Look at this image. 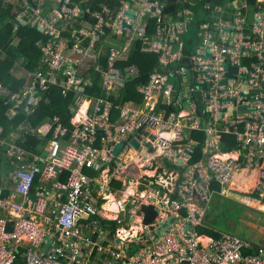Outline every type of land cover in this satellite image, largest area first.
I'll use <instances>...</instances> for the list:
<instances>
[{
  "label": "built area",
  "instance_id": "2783aa9c",
  "mask_svg": "<svg viewBox=\"0 0 264 264\" xmlns=\"http://www.w3.org/2000/svg\"><path fill=\"white\" fill-rule=\"evenodd\" d=\"M62 1L64 4L61 5V0H56L54 6L47 9L42 4L35 7L36 3L26 6L23 0L19 6L21 10L17 11L19 20L38 27L45 38L37 43L40 50L38 66L34 70L24 67L26 73L18 79L22 83L18 91L0 85L7 90V95L0 96H5L11 106L8 116L12 118L20 109L24 112L33 110L31 107L36 108L44 94L55 89L65 99L75 94L73 104L78 107L73 112L70 126H65L57 115L45 120L41 131L50 135L46 156H30L14 144L7 149L11 163L17 167V179L12 194L2 202L7 210L4 216L0 215V264H93L101 261L95 254L101 240L89 237L91 248H87L85 229L92 224V233L96 234L101 207L108 199L105 196L115 194L114 203L121 207L126 201L124 197H116L119 190L112 184L114 179L121 180L117 178L119 171L113 165V155L106 147L113 139L98 141V131L102 127L109 133L114 126L104 112L103 94L106 88L111 89L113 84L119 83L116 63L126 58L132 43L136 40L149 42L147 25L142 17L150 7L136 5L137 0H133L135 6L132 9L137 11V16L131 21L123 15V11L129 9L128 5L117 13L103 6L102 10L87 16L88 10L83 13L78 6L70 7L69 0ZM24 7L33 8L26 10ZM123 19L132 22L131 29L122 27ZM229 23L218 16L213 25L221 27ZM232 27L239 28L237 25ZM124 31H127L126 40L117 39L116 35H122ZM254 34L251 44L243 42L234 49L229 47L236 45L233 42L217 43L211 31L205 34V45L191 57L190 69L199 85L188 99L195 100L193 94L200 90L202 97L201 100L196 97L195 105L208 117V132L218 133V137L221 134L235 136L239 150H243L248 159L264 162L263 28L256 29ZM167 41H178L177 49L173 51L169 43L158 49V65L182 57L183 43L179 38L172 33ZM202 50L210 58L201 57ZM246 51L249 54L254 51V61L240 67L237 78H226L227 69L223 67L226 55H231L230 64L233 65L239 63L241 55H248ZM91 69L100 75V82L90 95L83 97L80 85L89 76L87 70ZM153 86L169 85L166 78L158 77ZM85 103L87 106L82 109L81 105ZM105 107L108 110L112 104L106 102ZM243 107L246 110L242 112ZM77 111L81 115L75 120ZM154 144L160 153L169 145L160 138H155ZM209 149L204 151L209 153ZM118 165H121L120 160ZM208 166L224 184L215 157L209 159ZM232 166V162L221 165L227 173L226 178ZM33 185H36L38 195L34 202L29 198ZM19 194L24 196L23 200ZM166 207L178 215V202ZM93 217L98 218L95 223L90 221ZM186 219H190V229L170 226L163 235L143 240L147 246L140 247L142 252L131 253L129 247H125L121 252H113V256L108 254L107 263L264 264L263 246L227 232H221L219 237H202L197 230L200 220L194 216ZM9 221L12 230H8ZM117 236L123 241L128 235L119 229Z\"/></svg>",
  "mask_w": 264,
  "mask_h": 264
},
{
  "label": "clouds",
  "instance_id": "9594fccd",
  "mask_svg": "<svg viewBox=\"0 0 264 264\" xmlns=\"http://www.w3.org/2000/svg\"><path fill=\"white\" fill-rule=\"evenodd\" d=\"M2 1L5 4L12 0ZM158 3H150L153 5L150 6V10L145 12V15L142 17L143 20L147 15H149V13L153 12L152 8H155L154 11H158V25L161 27L160 30L166 37L164 45L166 43H169L167 40L169 36L173 33L183 43L184 47V40L181 39L180 34L186 29L187 23L191 19L187 18V21L172 20L171 18H168L166 15L163 14L165 5H163L162 9H160V4L162 5V3ZM16 4L18 5V7L20 6V2L18 0H16ZM62 4H64V1L61 0V5ZM131 5L132 4L130 3L129 9L133 10ZM143 5L144 4H142V6ZM72 6L74 5L71 4L70 7ZM141 8L144 9L145 7ZM257 9V11L251 12V16L253 15L255 19L254 26L246 22V15L245 17L243 15H236L233 17L229 16L227 17L228 19H230L229 24L237 25L239 28L235 29L232 26L230 27L229 25L225 24L226 26H228L226 27L228 28V31H226L225 29L210 30L212 32V35L215 38L220 39L222 42L229 38L232 39V42L236 45L229 46L231 49L236 48L237 45H241L243 42H248L251 44V40L255 36L254 31L258 28H263L264 30V7L262 5H259ZM133 11H135V14L137 16V11ZM136 16L133 20L136 19ZM130 23L132 24V22ZM177 23L178 25H176ZM179 24H181V28H183L182 25H185V27L182 30H178ZM242 30L244 32H251L253 33V35L250 38L241 37L239 33ZM221 33L225 34L224 40L220 38ZM136 41H141L144 43V45H147L149 43L144 42L143 40ZM169 44L173 46L174 51L177 49L178 41L170 42ZM132 47L133 46H131L129 54L127 53L126 58L116 63L115 68L118 69V72L120 70L123 71L122 75L119 72V83L113 84V88L111 89L106 88V91L103 94V108L104 112L108 114V118L110 119V116L112 115V112H114V110L118 111L120 114L115 122L111 121L114 126L111 127L109 133H107L104 128H100V130L104 134L99 135L100 130L98 131V141H100L101 138H111L113 139L112 145L116 146L117 144H123V148L122 150H120L119 155L117 156V160L114 159L115 155L112 153V150L114 149L112 148V145L107 143L106 146L107 149L110 150L113 155V165L116 166L119 171V173L117 174V178H120L121 180L114 179L113 182L111 181L112 184H114L115 188L119 190V193L123 190V183L131 181L130 176L138 177L141 175L144 176V174H146L151 178V182L153 185L151 187L152 190L160 194L159 200L158 198L153 197L149 199V201H156L157 203L158 201H162L165 207L167 205H171L173 202H178L180 204V207L176 210L177 212H179L177 216L175 215V213L170 212L166 207L168 213L167 218H170V222L168 223V225L166 224L167 226L164 229V232L160 234L159 227L162 223L158 225L154 222L158 219L147 222V214L143 209L138 210V216L136 217L134 214L135 211L133 208V203H131V205H127V212L121 213V215L119 214L116 207L107 210L101 207L100 205V207L105 213L104 215L107 217L100 216L99 224L101 225L98 226V230L95 234V237H100L101 245L105 247L106 250L107 248H109V251H107V255L109 254L113 256V252H121V249L125 247H129V252L136 253L140 249L136 251L135 247L141 244L143 240H149L150 238H152V236L159 237L160 235H163L164 233H166L170 226L172 228H181L183 226L184 230L190 229V219H186L185 221V216L182 214L183 211H188V215L186 216L187 218L189 216H194L196 219L200 220V224H198L197 230L202 235V237L215 236L213 235V233L210 234L209 232H206V230H199V227L204 226V229H207L208 231L219 232L216 229L209 227L205 223V218L209 213L211 198L214 196L226 198L233 190L232 188H230L231 180L233 177L226 178L227 173L225 170H222L221 167V165L224 163L232 162L234 164V167L232 166L233 169H231L232 171H230L231 173H237V170L239 169V166L243 163V160L245 161V163H243V168H247L249 171H252V169L259 170L256 182L257 190L254 191V194L240 193L242 197L238 200H242L246 207L248 204H250L249 201L252 200L254 201V203H258V205H253L254 208L258 207L260 211L264 212V208H261L264 207V162L251 160V157L248 159L243 152L241 153L239 151V147L237 150H233L232 152H230V154L233 155V158L229 160H223L215 155L216 151H222L220 148L216 151H212L209 153L208 151H204V149L207 150L210 148V146L213 145L212 141H214L215 139L208 132V129L210 127L208 124V117L204 116L202 114L203 110H201L199 106L195 105L197 104L195 103L197 101L196 94L201 93L200 90L193 94L195 100L185 99L184 95L187 93L188 89L191 86H195L190 84V79L185 80L183 78H180L179 80L182 81L181 87L175 86L174 82H171L170 79H167V75L171 72V70H169V65L177 61V59L168 64L158 65L157 62V65L148 77L147 83L141 84L137 87V92L140 93V95L142 96V99L140 101L137 98H130L129 100L126 99L125 96H127V80L129 81L136 79L137 76L135 75L138 74L140 70L136 65H128L125 68H118L117 65L121 62H126L128 60ZM198 49L199 48L196 47L190 53L197 54ZM141 51L157 53L156 49L147 50L145 46L142 47ZM202 52L203 50L200 52L201 57L210 58L209 54H203ZM246 53H248V55H241L238 59L239 63L233 65L230 64L231 55H226L225 62L223 63V67L227 69V72L225 73L226 78H237V72L239 68L247 65L243 64V60L251 57L252 55L255 59L254 51L250 54L247 51ZM182 56H185L183 52ZM235 67L237 68V72L232 76H228L229 70ZM185 72L190 73L191 69L189 68V70H186ZM193 74L195 76V73ZM158 77L166 78V84L169 86H153L154 81L158 79ZM197 85H199V83H197ZM197 87L198 86H196V89ZM200 96L202 97V95ZM200 96L198 97L199 100H201ZM112 97L115 98L112 99ZM106 102H110L112 104V107L108 110L105 109ZM184 104H188L190 111H188L187 108L184 107ZM10 107L11 106L8 105V109L5 112V115L7 116V119L9 121L13 120L14 118H17L19 116V113L24 112L23 109H20L18 110V113L15 116L10 118L8 116ZM229 111L232 112V109H230ZM77 115H79L80 118L81 112L77 111ZM45 120L37 126H32L30 121L24 120V123L20 127H18L14 132H12L9 136L4 135L3 128L0 126V157L2 158L1 165L4 161L0 176H2V178H10L8 182L6 181L7 185L5 187L0 185V198L2 202L10 194H12L17 179V167L11 163L12 159L8 156L7 149L10 147L11 144H14L30 156H46L50 135H44V132L41 131ZM75 120H77V118H75ZM196 121H201V123L194 126ZM173 124L176 125L175 128H171V125ZM29 132L31 134H28ZM196 132L205 134L206 138L201 144L202 154H209L208 159H210L211 157L216 158V160L218 161L217 171L222 174L224 184H221V182L215 177L214 172L208 166V162H192V159L194 158L193 156L195 155V146L198 145V142L195 138V141L192 143L187 144L186 142L187 140H190L192 138L191 133ZM185 134H190L191 137L180 141L179 138L184 136ZM226 135L228 136V134H221L220 137L223 138ZM155 138L166 140L169 143L168 148L164 150L163 153H160L157 150L156 146H154ZM133 141H135L138 146L133 145ZM108 145H111V148H108ZM45 150L46 153L43 154ZM124 150H129L128 155L130 156V158H127V162L129 165L133 164L135 166L134 160H141V165L139 168L135 167L134 169L129 168V166L126 168V164L121 160L122 155L120 156V153H122V151ZM190 153H192V155ZM119 160L121 162V165H118ZM179 161H181V163H179ZM142 170L144 171V174H142ZM137 171H139V173ZM173 172H177V174L180 175L182 178L188 180L187 182L180 181L178 191L175 190L174 192H171L170 195L165 194L162 185H169V179L171 178V174ZM10 174H12V176ZM202 180L204 181V183L206 181L212 182L211 187L209 189L203 187V184L201 182ZM117 182L121 183V187H118V185L116 184ZM137 188L139 190L140 186L137 185ZM234 191L238 193L236 189H234ZM4 193L7 194L3 196ZM31 194H35L38 198L36 185H33L32 191L29 194V198L33 202L37 201V198L36 200L32 199ZM19 196L21 200L24 199V196L22 194H19ZM2 202L0 203V215L4 216V211L7 209L4 208ZM158 205L159 203L157 204V207ZM121 208L125 210L126 206L123 205V207ZM101 219H104V221L101 222ZM119 219H121L122 222H120ZM127 221L128 224L125 225L124 223ZM144 222L148 224V227H144ZM119 229L126 232V235H128L127 238H125L123 241L120 237L117 236ZM140 231H142L143 233L137 235ZM220 235L221 232H219V236ZM132 236H137V238L134 239V237ZM115 241L116 243H118L119 246H115ZM113 263L114 262H111V264ZM104 264L109 263L106 262Z\"/></svg>",
  "mask_w": 264,
  "mask_h": 264
},
{
  "label": "trees",
  "instance_id": "16d2710c",
  "mask_svg": "<svg viewBox=\"0 0 264 264\" xmlns=\"http://www.w3.org/2000/svg\"><path fill=\"white\" fill-rule=\"evenodd\" d=\"M28 1L31 6H34V4L37 2V0ZM121 1L122 0H70L71 4L80 7L83 13L88 10L87 16L93 12L102 10L103 6L108 7L112 12H117L122 7ZM235 1L236 0H200V3H197L196 6H191L186 1H182V3L180 4H177L176 0L161 1L163 2V4H165L163 14L175 21L184 20V17L178 14V9L185 10L189 8L192 11L193 8H202L203 10H205L202 11V16L197 15V11H195V13L191 12L193 18L188 21L186 29L180 34L181 39L185 41L184 52L186 56V61H175L174 63L169 65V70L178 71L179 73H185L187 76L188 72L185 71L189 70V68L191 67V57L193 54L190 52L193 51L196 47H198L202 43V39L205 34H207V32H209L212 28H214L213 23L216 20V17L224 16V18H227L230 16L228 15V12L233 11V5ZM246 1L247 7L237 9L239 14L243 15L244 17L245 14H249L250 12H255L258 10L257 0ZM42 5L47 9H51L50 2ZM217 9H219V11H217ZM20 10L21 9L16 4V0H12L5 4L2 0H0V84L3 83L6 87L12 89L13 91H18L22 83L18 81H15L14 83L12 81V77L6 74L8 73L7 67H11L15 58L24 56L27 59L25 68L27 70H34L38 66V60L40 58V50L37 43L41 39L45 38L42 31L37 30L38 27H25L24 25H22L21 20H19L16 15L17 11ZM205 16L207 18H205ZM15 23H17L19 27V30L16 35L14 34ZM157 23L158 17H150L148 35L155 34V27ZM206 23L209 24L208 27L205 28L204 25ZM185 32L190 34V37H188ZM15 36L20 39L17 47L12 46L13 38ZM141 49L142 42H134L128 60L126 62H121L117 65L118 68H125L128 65H136L140 70L139 73L135 75L137 76L136 79L129 81L127 80V96L125 97L128 100L130 98H137L139 99V101L142 99L140 93L137 92V87L141 84L147 83L149 75L152 73L158 62V56L155 53L143 52L141 51ZM8 58L11 59L9 62H7ZM87 73L89 76L85 77V79L80 85L82 88L83 97L90 95L95 90L97 84H99L100 82V75L94 70H87ZM180 78H182V76H175L172 77L170 80L171 82H174L175 86L181 87L182 81L179 80ZM89 80L90 82L88 83ZM190 84L197 86L195 76L193 78H190ZM114 98L115 97H112V99ZM74 100H76L75 94H72L69 98L65 99L60 95L58 89H55L47 94H44L41 103L36 108L31 107L33 108V110L28 112H21L19 113V116L17 118L9 121L7 119V116L5 115V112L8 109V106L5 103L7 102L6 97L0 96V126L3 128L4 135L9 136L10 134L8 133L13 130L15 131V127L24 120L30 121L32 126H37L48 117H53L55 115L61 118L65 126H70L71 119L73 117V112L78 107V105L73 104ZM119 114L120 113L118 111L114 110V112H112V115L110 116V120L112 122H115L118 119ZM28 134L31 133L29 132ZM102 134L104 133H102V131L100 130L99 135ZM191 134L192 138H195V136H200L199 139H196L198 145L195 146V155L192 159V162L195 163L199 161L202 157L200 154L201 144L206 137L204 133L196 132ZM223 139L225 140V142L222 144L224 152H229L231 150L238 149L239 142L235 136L226 135L223 137ZM1 161L2 158L0 157V172L2 171ZM250 183H247L246 187H249ZM116 184L118 185V187H121L120 182H117ZM6 194L7 193H4L3 196H5ZM144 211L147 214L146 221H152L156 215V209L151 206H145ZM103 221L104 219H101V222ZM92 227L93 225L90 224V226L86 227L85 229L86 234L89 235V237H95V234H93L91 230ZM199 230H206V232H209L210 234L213 233V235L219 237V232L208 231L207 229H204V226H200Z\"/></svg>",
  "mask_w": 264,
  "mask_h": 264
},
{
  "label": "rangeland",
  "instance_id": "374dc122",
  "mask_svg": "<svg viewBox=\"0 0 264 264\" xmlns=\"http://www.w3.org/2000/svg\"><path fill=\"white\" fill-rule=\"evenodd\" d=\"M20 3L23 2V0H18ZM263 1V0H260ZM25 5L27 6L29 4L28 0H25ZM50 2L51 5L54 6L56 0H37L35 7H40L41 4H45ZM177 4L182 3V0H176ZM198 3H200V0H198ZM258 6L260 5V3L257 1ZM235 5H233L234 9L233 11L228 12V15H230V17L236 16L239 12L237 9L242 8V3H240L238 0L235 1L234 3ZM33 8V7H32ZM31 8V9H32ZM24 9L26 10H31L29 9V7H24ZM33 11V10H32ZM195 11L198 12L199 16L203 15L202 8L200 9H196L193 8V10L191 12ZM217 11H219V9H217ZM33 13V12H32ZM178 14L181 15L182 17H184L183 21H187V15L189 14L187 12V9L185 10H181L178 9ZM30 15V14H29ZM149 17V16H147ZM205 18H207L205 16ZM217 18V17H216ZM222 21L223 22H229L230 20H228L227 18H224V16L222 17ZM22 25H24L25 27H27L28 25H25L22 21H21ZM253 23H255V19L253 17ZM209 23H206L204 25V27H208ZM14 34L16 35V33L19 30L18 24L15 23L14 24ZM229 26L231 27L232 24H229ZM226 25L221 26V27H215L212 28L211 30H218V29H225ZM186 33V32H185ZM240 36L241 37H246V38H250L253 33L251 32H244L243 30L240 31ZM186 35L188 37H190V34L186 33ZM203 35V33H202ZM215 39V41L217 43L222 42L220 39L218 38H213ZM19 38L18 37H14L13 38V42H12V46L17 47L18 46V42H19ZM232 39H226L225 43H230L232 42ZM185 42V41H184ZM205 45V37H203L202 39V43L198 46V48H200L201 46ZM182 52L185 54L184 52V47L182 49ZM158 57L159 54L155 53ZM11 59L8 58L7 62H9ZM177 61H181V62H185L186 58L185 56H182L180 58L177 59ZM27 63V59L23 56V57H17L14 59L11 67H7V71L8 73H6L8 76L12 77V81L15 83V81H18L19 77L22 74H25L26 71L24 69L25 65ZM175 76H182L183 79H190L194 76L193 73H188L187 76L185 73H179L178 71H174L171 70V72L167 75V79H171L172 77ZM0 85L5 86L3 83H1ZM6 87V86H5ZM196 86H191L188 89V95H184L185 99H188L189 94H191L193 92V89H195ZM0 95H7V90L5 88H0ZM201 95V93L196 94V97H199ZM15 119V118H14ZM201 123V121H196L194 126H196L197 124ZM29 125V123H28ZM176 125L173 124L171 125V128H175ZM211 136L215 139L214 141H212L213 145L210 147L209 151H216L219 148L223 151L222 148V144L225 142V140L221 137H218L219 134L218 133H211ZM191 137L190 134H185L184 136L180 137L179 140H185L186 138ZM195 139L191 138L190 140H187V144L188 143H192L194 142ZM112 145V144H111ZM115 145H112V148H114ZM233 150L229 151V152H225V153H230ZM240 152H243V150H239ZM224 152V151H223ZM201 154V159L199 160L200 162H208V155H203L202 151H200ZM243 163H245V161L243 160ZM200 164V163H199ZM139 168V167H137ZM139 173V171H137ZM142 174H144V171H141ZM236 173L232 172L228 175L229 178L233 177ZM131 180L130 182L127 183H123V190L116 195V197H124L125 198V203L124 206H126L125 210H123L121 208V206H117V203H114L115 200V194H109L108 196H105L107 199V201L105 200V203L102 205V207L104 209L110 210L111 208H117L119 214L121 215V213L127 212L128 210V206L127 205H131V201H133V208H134V214L137 217L138 216V210L139 209H143L145 208V206H151L154 207L156 209V215L153 218V220L155 219H159L161 213L158 210L157 204L158 203L156 201H149V199L156 197L159 200V196L160 194L157 192H154L152 190V182H151V178L150 176L144 174V176H138V177H134V176H130ZM188 179L182 178L180 175L177 174V172H173L171 174V178L169 179V185L163 184L162 187L164 188V193L165 194H171V192H174L175 190L178 191V186L180 184V181L183 182H187ZM139 185L140 188L139 190L135 191V192H129L130 189H133L136 185ZM150 184V185H149ZM149 185V186H148ZM148 186V187H147ZM147 187V188H146ZM144 189V190H143ZM143 190V191H141ZM257 190V185H252L250 187V190H248L247 193L249 194H254V191ZM261 197V196H259ZM250 206H253L252 204H248L247 207L245 206V204L243 203L242 200H238L235 196H228L226 198L223 197H212L211 198V202H210V209H209V213L207 215V217L205 218V223L209 226L212 227L214 229H216L219 232H227L230 234H238L244 238H247L251 241H253L254 243L263 246L264 249V221H262L261 219L255 218L253 219L255 216H257L258 214L256 213V209L252 208ZM254 207V206H253ZM263 208V207H261ZM188 211H183L182 214L186 217L188 214ZM262 215V218L264 219V212H260ZM100 216H105L104 211H101ZM99 216V215H97ZM254 216V217H253ZM98 218H92L90 221L95 223L97 221ZM156 224H158V220L154 221ZM161 222V221H160ZM125 225L128 224V221L124 223ZM101 224H98L97 226H99ZM144 227H148V224H146L144 222ZM141 233H143L142 231H140L137 235H140ZM134 237V239L137 238V236H132ZM115 246H119L118 243H116V241L114 242ZM259 247V246H258ZM95 254H97L100 258L101 261H98L96 263L93 264H104L108 261V255H107V250L105 247H103L102 245H100V247H97L95 249Z\"/></svg>",
  "mask_w": 264,
  "mask_h": 264
},
{
  "label": "crops",
  "instance_id": "0c3cea01",
  "mask_svg": "<svg viewBox=\"0 0 264 264\" xmlns=\"http://www.w3.org/2000/svg\"><path fill=\"white\" fill-rule=\"evenodd\" d=\"M162 0H137V2L135 3L136 5H139V6H142V4H146L148 7H150V3L151 2H156V3H158V2H161ZM183 2H188L191 6H196L197 5V3H198V0H182ZM259 3L261 2V4L260 5H262L263 7H264V0L263 1H260V0H257ZM128 2H130L132 5L131 6H135V4L133 3V0H129V1H125V0H122L121 1V3H122V7H121V9L120 10H122V9H125L126 8V6H127V3ZM240 3H242V8L243 7H247V1L246 0H240L239 1ZM162 3V5L160 4V9H162L163 8V5H165V4H163V2H161ZM235 3V2H234ZM159 4V3H158ZM235 5V4H234ZM241 9V8H240ZM118 12V11H117ZM187 12L189 13L188 15H187V18H189V19H192L193 18V15L190 13L191 12V10L188 8L187 9ZM193 13V12H192ZM197 15H198V13H196ZM246 15V22L247 23H249L250 25H252V26H254V23H253V15L251 16V12L249 13V14H245ZM147 16H149V17H147ZM146 17H145V19H144V22L146 23V25H147V37H148V39H149V43L147 44V45H144V43L142 42V47L143 46H145V48L148 50V49H156V50H158V49H161L163 46H164V41H165V35L163 34V32L160 30L161 29V27L158 25V23H157V25H156V27H155V30H156V32H155V34H150V35H148V32H149V19H150V17L151 18H157L158 17V11H153V12H151V13H149V15H147ZM202 18V17H201ZM180 23H182V22H180ZM181 24H179V29L178 30H182L183 28H181V26H180ZM126 34H127V31H124L123 32V34L122 35H120V34H117L116 35V38L117 39H119V40H121V41H124V40H126ZM230 34V33H229ZM224 37H225V34H223V33H221L220 34V38L222 39V40H224ZM136 42V41H135ZM134 45V42L132 43V46ZM250 61H254V57H253V55L251 56V57H249V58H247L246 60H243V64H248ZM6 104H7V106H8V103L7 102H5ZM86 104V103H85ZM87 106V105H86ZM86 106H84V105H82V108H85ZM79 114V113H78ZM76 118L78 119L79 118V115H77L76 116ZM11 121V120H10ZM24 122H21V123H19L15 128L17 129L18 127H20L22 124H23ZM12 132H14V130L13 131H10L8 134H11ZM200 138V136H195V139H199ZM128 152H129V150H127V151H122V153H120V156H121V160L126 164V168L129 166V164H128V162H127V158H130V156L128 155ZM46 153V150L43 152V154H45ZM42 154V155H43ZM215 154H217L221 159H223V160H229V159H232L233 158V155L232 154H230V153H225V152H222V151H216V153ZM134 163H135V166H134V168L135 167H140V165H141V160H134ZM4 165V161L2 162V166ZM243 166H244V164L242 163L240 166H239V169L237 170V173L233 176V178H232V180H231V187L230 188H232L233 190L230 192V194H229V196H235L237 199H240L242 196H241V194L240 193H242V194H246L247 192H248V190H250V187L252 186V185H256V182H257V176H258V174H259V170L258 169H252V171H249L247 168H243ZM205 173V172H204ZM203 173V174H204ZM141 174V173H140ZM11 176H12V174H10ZM207 176H208V174H207ZM10 178H8V177H4V178H2V176H0V185L1 186H6L7 185V182H8V180H9ZM7 181V182H6ZM132 181V180H131ZM202 182V184H203V187H205V188H210L211 187V184H212V182H210V181H206L205 183H204V181L202 180L201 181ZM251 182V183H250ZM247 183H250L249 184V187L247 186L246 187V185H247ZM138 185V184H137ZM137 185L133 188V189H130L129 190V192H135L136 190L138 191V188H137ZM234 189H236V191L238 192V193H236L235 191H234ZM2 202V200H1V198H0V203ZM250 202V204H252V205H258V203H254V201H252V200H250L249 201ZM158 207H159V211H160V213H161V215H160V217H159V219H158V225L160 224V223H166V220L168 219L167 217H168V213H167V209H166V207L164 206V203L162 202V201H159V205H158ZM253 207V206H252ZM254 208V207H253ZM264 208V207H263ZM256 209V213L258 214L257 216H253L254 218L253 219H255V218H258V219H261L262 221H264V219L262 218V214L260 213V212H262V211H260V209L257 207V208H255ZM139 219H140V217H139ZM161 221V222H160ZM166 225V224H165ZM85 234H86V230H85ZM86 236H87V241H88V245H87V248H91V243L89 242L90 241V239H89V235H87L86 234ZM97 240H101L100 239V237L98 236L97 237ZM145 247V246H147V244L146 243H144V242H142L141 244H139V245H137L136 247H135V250L136 251H138L139 249H140V247ZM86 248V249H87ZM85 249V250H86ZM140 252H142V250H140Z\"/></svg>",
  "mask_w": 264,
  "mask_h": 264
},
{
  "label": "water",
  "instance_id": "95a60500",
  "mask_svg": "<svg viewBox=\"0 0 264 264\" xmlns=\"http://www.w3.org/2000/svg\"><path fill=\"white\" fill-rule=\"evenodd\" d=\"M127 4H128V6L130 5L129 2ZM152 10L154 11L155 8H152ZM123 15H125L129 20H133L135 18V16H136L135 11H133L131 9H125L123 11ZM121 25H122L123 28H126V29H131L132 28V24L129 23L128 21H126V19L122 20ZM176 25H178V23ZM182 27H185V25H182ZM37 30L40 31L39 28H37ZM225 30L228 31V28H225ZM119 72H120L121 75L123 74L122 70H120ZM236 72H237V68L236 67L232 68V69L229 70L228 76H232ZM184 107L187 108L188 111H190V108L188 107V104H184ZM245 110L246 109L244 107L241 109V111H245ZM132 144L135 145V146H138L135 141H133ZM108 148H111V145H108ZM122 148H123V144H117L114 147V149L112 150V153L115 155V158H114L115 160H117V156L119 155V152H120V150H122ZM190 154L192 155V153H190ZM179 163H181V161H179ZM129 168H134V165L130 164ZM31 197H32L33 200H36V198H37V196L35 194H31ZM169 222H170V218H168L166 220V223H162L161 224V226L159 227L160 234H162L164 232V229L166 228V226L168 225ZM165 224H167V225H165ZM7 227H8V230L12 229L11 228V222L7 223Z\"/></svg>",
  "mask_w": 264,
  "mask_h": 264
},
{
  "label": "bare ground",
  "instance_id": "6f19581e",
  "mask_svg": "<svg viewBox=\"0 0 264 264\" xmlns=\"http://www.w3.org/2000/svg\"><path fill=\"white\" fill-rule=\"evenodd\" d=\"M87 104H84V106H86ZM217 157H219L217 154H215ZM220 158V157H219Z\"/></svg>",
  "mask_w": 264,
  "mask_h": 264
},
{
  "label": "flooded vegetation",
  "instance_id": "af4514ba",
  "mask_svg": "<svg viewBox=\"0 0 264 264\" xmlns=\"http://www.w3.org/2000/svg\"><path fill=\"white\" fill-rule=\"evenodd\" d=\"M164 20H166V19H164Z\"/></svg>",
  "mask_w": 264,
  "mask_h": 264
}]
</instances>
